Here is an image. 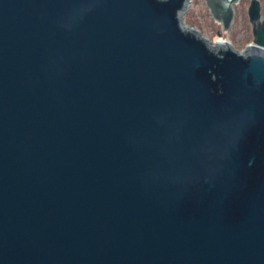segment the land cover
<instances>
[{"label":"water","instance_id":"1","mask_svg":"<svg viewBox=\"0 0 264 264\" xmlns=\"http://www.w3.org/2000/svg\"><path fill=\"white\" fill-rule=\"evenodd\" d=\"M190 1L0 0V264H264V20Z\"/></svg>","mask_w":264,"mask_h":264},{"label":"rangeland","instance_id":"2","mask_svg":"<svg viewBox=\"0 0 264 264\" xmlns=\"http://www.w3.org/2000/svg\"><path fill=\"white\" fill-rule=\"evenodd\" d=\"M259 4L261 5L260 12L263 14L264 13V0H258ZM204 0H191L189 2L190 7L185 13V19L187 21V24L191 26H199V30L208 35L207 38L209 37L210 40H225L227 38L232 41V44L236 46V48L243 49L245 46L244 43L248 42L249 39V29L253 28V26L256 24V22H259L262 18L259 17L260 19L254 20L253 23L251 24L247 19H242V17L245 18L243 15V6L237 7V11L235 13L236 19L239 22L235 20L233 24V29L227 32L226 30H223L219 24L213 23V19L209 16L208 14V9L204 5ZM240 9L241 14L238 13V10ZM213 23V24H212ZM242 29L244 31H242ZM227 32V33H226ZM238 32V33H237ZM229 36H228V35ZM239 34V35H238ZM253 33H251V39ZM253 40V39H252ZM251 40V41H252Z\"/></svg>","mask_w":264,"mask_h":264},{"label":"flooded vegetation","instance_id":"3","mask_svg":"<svg viewBox=\"0 0 264 264\" xmlns=\"http://www.w3.org/2000/svg\"><path fill=\"white\" fill-rule=\"evenodd\" d=\"M250 2H251V0H236V2H235V7H234V10H233V14H232V19H231V21H227V23H225L224 22V20L223 19H221V18H219V19H216V18H214V17H212V15L210 14V12H209V9H208V7H206L207 9H208V14H209V16L213 19V23H216V24H219L220 25V27L223 29V30H226L227 32H229L230 30H232L233 29V24H234V22H235V20H236V22L237 21H239L238 19H236L237 17H236V15H235V13H236V11H237V7H241V6H243V15L245 16V18L244 17H242V19H247L251 24L253 23V21L254 20H257V19H260L259 17H261L262 19L259 21V23H258V25L259 24H261V22L264 20V13L262 14L261 12H260V9H261V5L259 4V1L257 0V5H258V15H256L255 17H253V18H251V14H252V12H254L255 11V7L254 6H256V5H252V6H250ZM204 3V2H203ZM251 7V8H250ZM250 8V9H249ZM238 13L239 14H241V11H240V9L238 10ZM239 22H243V21H239ZM212 23V24H213ZM190 25V24H189ZM258 25H254L253 26V28H251V29H249V41L248 42H246V43H244L245 44V46L246 45H251V44H253V42H254V35H255V31H256V29L258 28L257 26ZM191 26V25H190ZM199 30V29H198ZM242 31H244L243 29H242ZM201 32V31H200ZM226 32V33H227ZM238 33V32H237ZM251 33H253V37H252V39L250 38L251 37ZM228 35V34H227ZM239 35V34H238ZM229 36V35H228ZM209 38V37H208ZM225 40L231 45L232 44V41L230 42V40H228L227 38H225ZM252 40V41H251ZM213 41V40H212ZM215 41H217V40H215ZM233 45V44H232ZM234 46V45H233ZM235 48H236V46H234ZM237 50H239L238 48H236Z\"/></svg>","mask_w":264,"mask_h":264},{"label":"bare ground","instance_id":"4","mask_svg":"<svg viewBox=\"0 0 264 264\" xmlns=\"http://www.w3.org/2000/svg\"><path fill=\"white\" fill-rule=\"evenodd\" d=\"M254 22H255V21H254ZM258 23H259V22H256V24H255V25H258ZM254 36H255V35H254Z\"/></svg>","mask_w":264,"mask_h":264},{"label":"clouds","instance_id":"5","mask_svg":"<svg viewBox=\"0 0 264 264\" xmlns=\"http://www.w3.org/2000/svg\"><path fill=\"white\" fill-rule=\"evenodd\" d=\"M218 41V40H217ZM215 42V41H214Z\"/></svg>","mask_w":264,"mask_h":264}]
</instances>
